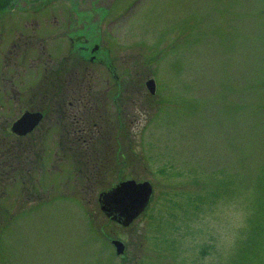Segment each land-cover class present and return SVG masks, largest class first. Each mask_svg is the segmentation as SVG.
I'll list each match as a JSON object with an SVG mask.
<instances>
[{
  "label": "rangeland",
  "instance_id": "rangeland-1",
  "mask_svg": "<svg viewBox=\"0 0 264 264\" xmlns=\"http://www.w3.org/2000/svg\"><path fill=\"white\" fill-rule=\"evenodd\" d=\"M55 70L85 134L17 138ZM122 179L155 191L128 226ZM0 264H264V0H0Z\"/></svg>",
  "mask_w": 264,
  "mask_h": 264
},
{
  "label": "water",
  "instance_id": "water-1",
  "mask_svg": "<svg viewBox=\"0 0 264 264\" xmlns=\"http://www.w3.org/2000/svg\"><path fill=\"white\" fill-rule=\"evenodd\" d=\"M152 92L155 91L154 80L147 83ZM41 112H25L13 125V130L18 134H25L31 131L42 119ZM152 193V186L148 182L136 183L134 180L122 182L113 192L115 200L125 206L132 214L129 217L131 221L147 204ZM118 253H123L125 245L120 240H115Z\"/></svg>",
  "mask_w": 264,
  "mask_h": 264
},
{
  "label": "trees",
  "instance_id": "trees-1",
  "mask_svg": "<svg viewBox=\"0 0 264 264\" xmlns=\"http://www.w3.org/2000/svg\"><path fill=\"white\" fill-rule=\"evenodd\" d=\"M87 68V67H86ZM55 72H58V71H53L52 72V75H51V83H52V87H47L45 90H42L41 91V98H42V109H43V111L47 114V115H49L50 117H52V116H54L55 114H58L60 111H62V109L63 110H65L64 111V114H66V116H65V120H63L62 122H61V124L64 126V127H67V124H68V121L66 120L68 117H70V115H71V110L69 109V110H67L66 111V109L64 108V106H66V107H68L69 106V108H70V103H71V99L69 100V101H67V96H65L63 93H61V92H59V90H63L62 88H61V84H67L68 85V81H66L65 79L64 80H62V81H60L59 80V78H61V76L60 75H57L58 73H56V74H53V73H55ZM71 74H73V75H71ZM75 74L74 73H70L69 74V76L73 79V76H74ZM58 85H60V87L58 86ZM77 85H80V82H78L77 84H76V77L74 78V82H72V85L70 86V87H75V86H77ZM83 85V84H82ZM82 89H83V87H82ZM58 90V93H56L55 91H57ZM64 91V90H63ZM56 95L58 96L57 98H56ZM80 99H81V97H79ZM68 113H69V115H68ZM54 114V115H53ZM52 115V116H51ZM80 117H82L81 115H80ZM59 121L60 120H56V122L59 124ZM65 123H67V124H65ZM60 124V125H61ZM86 129H89V127H87L86 126ZM109 137V136H108ZM108 139V138H107ZM107 139H105V138H103V140H104V143L107 145V143L108 142H110V140H107ZM111 143V142H110ZM98 145H99V143H98ZM108 146V145H107ZM97 150V149H96Z\"/></svg>",
  "mask_w": 264,
  "mask_h": 264
},
{
  "label": "flooded vegetation",
  "instance_id": "flooded-vegetation-1",
  "mask_svg": "<svg viewBox=\"0 0 264 264\" xmlns=\"http://www.w3.org/2000/svg\"><path fill=\"white\" fill-rule=\"evenodd\" d=\"M33 3L37 4V2H35V1H31L29 4H33ZM36 9H38V8L36 7ZM39 9H42V8L40 7ZM28 22H30V24H28ZM28 22H27L26 26L28 25L27 27L30 28V29H33V31L35 33V29H34L35 26L34 25H37V26L39 25V19H36L34 21L33 20L32 21H28ZM53 28L56 29L55 27H53ZM17 44H18V42L14 41L12 43V46H17ZM83 51H86V47L85 46H84V50ZM82 55L85 56L84 54H82ZM41 96L42 95H40L38 97L39 99H38L37 103L35 104L34 107L31 108V110H34L35 109V110H40V111L44 112L43 109H42V102L43 101H42ZM45 119L49 121L50 116L47 115L44 112V118H43V120H45ZM74 120L77 121V120H80V119H75L74 118ZM75 123H77V122H75ZM74 131H81V129L80 128H77ZM99 202H101L102 205L105 206V208L108 210V214L110 215V217L112 219L116 220L119 223L121 222L122 224H124V222L127 221V217L132 214V211H129V209L127 210L125 208V206H123V205H121V204L116 203L115 201H113L112 197L110 195H108V194L107 195H104L103 194L100 197ZM139 216L140 215H138L137 218Z\"/></svg>",
  "mask_w": 264,
  "mask_h": 264
}]
</instances>
